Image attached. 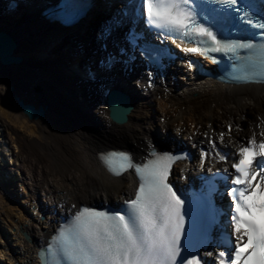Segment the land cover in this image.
Listing matches in <instances>:
<instances>
[{"label": "bare ground", "instance_id": "6f19581e", "mask_svg": "<svg viewBox=\"0 0 264 264\" xmlns=\"http://www.w3.org/2000/svg\"><path fill=\"white\" fill-rule=\"evenodd\" d=\"M125 2H98L66 28L39 19L37 11L0 16V30L11 35L13 54L22 57L19 63H0V143L10 151L0 150V264H36L37 248L57 225L58 214L72 204L127 197L132 176L105 172L99 151L126 148L138 159L152 147L184 143L198 150L212 140L229 150L230 159H209L204 165L224 169L253 136L264 138V83H222L182 62L171 65L165 80L152 86L142 66L129 73L116 66L103 75L111 79L89 83L76 63L94 67L106 51L122 44L127 23H115L111 16ZM106 27L112 28L108 36L103 35ZM102 42L108 43L106 51ZM111 83L131 97L133 107L124 123L107 115L102 87ZM15 95L43 105L44 117L27 118ZM195 161L178 162L175 171L200 169Z\"/></svg>", "mask_w": 264, "mask_h": 264}, {"label": "snow or ice", "instance_id": "6c2138e0", "mask_svg": "<svg viewBox=\"0 0 264 264\" xmlns=\"http://www.w3.org/2000/svg\"><path fill=\"white\" fill-rule=\"evenodd\" d=\"M252 8L249 0H139L135 14L147 28L172 38L173 43L179 39L196 45L182 48L185 53L226 56L233 80L262 82L264 15L250 11ZM249 28L260 30L257 40L235 35ZM139 38V33L131 32L129 42L135 45ZM153 58L158 59V54ZM231 127L229 124V131ZM219 138L223 141L224 134ZM216 155L220 161L228 159ZM148 157L137 163L126 152L101 155L114 175L134 170L139 181L134 198L126 200L119 212L87 206L79 209L52 237L42 254L45 264H208L205 254L192 249L198 235L207 239L196 208L211 204L216 177L204 178L201 192L193 194L186 207L183 193L177 194L169 175L173 165L187 155L158 152L152 147ZM207 158L208 153L201 154L202 163ZM233 161L228 181L232 187L226 193L231 201L230 246L221 244L224 250L214 249L212 264H264V219H257V212L264 214V175H260L264 172V140L258 143L253 136L233 154ZM257 177L259 181L254 183ZM211 219L214 222L215 216Z\"/></svg>", "mask_w": 264, "mask_h": 264}, {"label": "water", "instance_id": "95a60500", "mask_svg": "<svg viewBox=\"0 0 264 264\" xmlns=\"http://www.w3.org/2000/svg\"><path fill=\"white\" fill-rule=\"evenodd\" d=\"M15 47L16 43L11 36L0 31L1 64L6 65L18 63L22 60L20 56L13 55ZM15 99L22 112L26 114L29 119H39L44 117L45 108L42 105L35 106L32 103H25L18 96H15ZM107 100L111 119L116 123H124L127 120L128 113L132 109L129 96L118 89H113L109 93Z\"/></svg>", "mask_w": 264, "mask_h": 264}, {"label": "rangeland", "instance_id": "374dc122", "mask_svg": "<svg viewBox=\"0 0 264 264\" xmlns=\"http://www.w3.org/2000/svg\"><path fill=\"white\" fill-rule=\"evenodd\" d=\"M0 9H1V6H0ZM103 28V27H102ZM87 31V30H86ZM88 42V41H87ZM89 44V43H88ZM87 44V45H88ZM78 59H80V58H78ZM82 62V61H81ZM80 65V64H79ZM79 68H80V66H79ZM253 117H255V116H253ZM224 127V126H223ZM237 132H239V133H242L243 131H240V130H237ZM3 144H5V143H3ZM2 144V145H3ZM0 147H2L3 148V150H4V148L6 149L7 147L6 146H0ZM6 151V150H5Z\"/></svg>", "mask_w": 264, "mask_h": 264}]
</instances>
